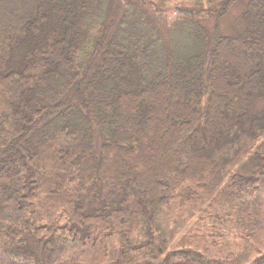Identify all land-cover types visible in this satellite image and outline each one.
<instances>
[{"label":"trees","instance_id":"obj_1","mask_svg":"<svg viewBox=\"0 0 264 264\" xmlns=\"http://www.w3.org/2000/svg\"><path fill=\"white\" fill-rule=\"evenodd\" d=\"M104 4L0 0V264H264V0Z\"/></svg>","mask_w":264,"mask_h":264},{"label":"rangeland","instance_id":"obj_2","mask_svg":"<svg viewBox=\"0 0 264 264\" xmlns=\"http://www.w3.org/2000/svg\"><path fill=\"white\" fill-rule=\"evenodd\" d=\"M104 1H107V0H94V1L92 0V2L94 3V6H96L95 10L98 11V13L105 12L107 14V11L109 10V6H106L104 4ZM174 8H175V5L164 10V13H166L164 16L166 15L167 16L161 19L163 21H160L158 23L161 28L170 27L171 24L177 19V14H174V12L176 11L174 10ZM238 14H239V7H232L229 14L225 16L220 22L221 30L223 32H228L231 27H234L235 18L238 16ZM149 17L152 18L151 16ZM204 23L209 27L210 33H211L215 28V19L213 18L205 19Z\"/></svg>","mask_w":264,"mask_h":264}]
</instances>
